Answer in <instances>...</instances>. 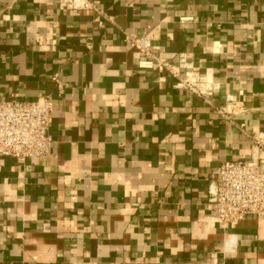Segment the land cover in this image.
Masks as SVG:
<instances>
[{"label":"crops","instance_id":"1","mask_svg":"<svg viewBox=\"0 0 264 264\" xmlns=\"http://www.w3.org/2000/svg\"><path fill=\"white\" fill-rule=\"evenodd\" d=\"M94 1L0 0V100L53 102L48 155L0 157V264H264V219L222 226L207 202L252 151L227 94L264 133V0ZM163 62L207 73L211 104Z\"/></svg>","mask_w":264,"mask_h":264},{"label":"built area","instance_id":"2","mask_svg":"<svg viewBox=\"0 0 264 264\" xmlns=\"http://www.w3.org/2000/svg\"><path fill=\"white\" fill-rule=\"evenodd\" d=\"M58 1L73 9L88 10L94 15L103 16L100 5L94 0ZM97 24L102 26V19ZM124 33L129 46L142 51L148 48L146 39ZM141 64L151 66L152 61ZM184 64L182 53L179 65ZM161 65L177 78V87L187 89L211 104L209 97L219 89V84L207 73L189 69L179 75L173 66L168 67L164 62ZM53 78L56 79L55 76ZM236 105L234 96L227 94L224 105L216 107L215 111L250 139L252 151L248 159L223 161L211 176L207 202L213 208V218L222 226H233L246 216L264 219V133L250 132L245 122L235 121ZM52 110L53 102L49 96H40L35 100L15 97L0 100V157L12 156L19 160L46 157L51 145L49 126Z\"/></svg>","mask_w":264,"mask_h":264}]
</instances>
